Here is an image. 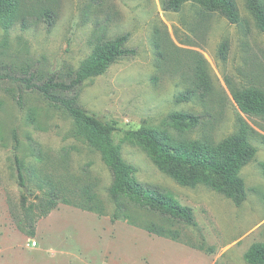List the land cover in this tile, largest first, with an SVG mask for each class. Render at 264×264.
Masks as SVG:
<instances>
[{
	"label": "rangeland",
	"instance_id": "1",
	"mask_svg": "<svg viewBox=\"0 0 264 264\" xmlns=\"http://www.w3.org/2000/svg\"><path fill=\"white\" fill-rule=\"evenodd\" d=\"M235 2L237 23L192 2L174 12L163 10L162 0H22L13 26L0 27V264H248V247L264 241V117L242 113L232 91L264 90V32L246 0ZM45 9L53 12L50 26L39 18ZM126 32L136 54L86 80L78 102L122 129H164L177 139L218 142L243 119L257 152L240 170L246 188L240 205L202 184L179 185L122 132L114 141L123 159L136 167V178L191 207L195 224L162 217L126 199L114 201L109 169L98 152L73 135L72 118L23 81L11 79L65 77L97 41ZM224 41L228 49L222 59ZM199 61L211 91L176 102L177 94L194 89ZM18 93L21 106L14 100ZM174 111L197 114L200 122L178 133L168 120ZM13 130L31 190L25 197L13 163ZM52 192L56 206L39 215ZM149 223L177 230L179 239L149 232Z\"/></svg>",
	"mask_w": 264,
	"mask_h": 264
},
{
	"label": "trees",
	"instance_id": "2",
	"mask_svg": "<svg viewBox=\"0 0 264 264\" xmlns=\"http://www.w3.org/2000/svg\"><path fill=\"white\" fill-rule=\"evenodd\" d=\"M21 2L22 0H0V27L3 30L11 28L20 17ZM187 2L196 3L208 12L219 13L230 23L239 21L235 0H162V8L177 12ZM246 7L254 17L257 27L264 32V2L246 0ZM52 17L53 12L50 9H45L39 15L49 26L52 24ZM25 20L24 16L20 19L23 28L26 27ZM128 38L129 33L126 32L97 41L78 67L67 69L65 77L51 74L37 82L33 81V75L11 79L23 81L28 90L38 91L52 106L62 109L72 118L73 135L98 152L109 169L112 178L108 192L114 201L126 199L129 203L162 217L185 225L195 224L191 207L181 204L172 194L142 183L136 178V167L123 159L121 148L114 141V135L122 132L124 140L138 146L161 172L179 185L194 187L202 184L222 193L235 205H240L246 198L245 182L240 170L254 159L257 152L249 139V126L243 119H238L235 132L218 142L177 139L164 129H122L116 121H107L80 105L79 90L86 80L101 75L118 59L136 54V49L127 45ZM227 49L228 43L222 42L219 48L222 59L226 57ZM194 86L193 90L186 89L177 94L175 101L188 102L195 93L203 98L211 91V83L202 61L195 66ZM22 99L21 93L14 96L18 106L22 105ZM232 99L242 113L264 117V90L255 86L234 89ZM168 120L178 133H183L195 128L200 122V116L187 111H174L169 114ZM12 139L17 183L25 197L30 195L31 190L25 165L17 153L20 140L16 130L12 132ZM260 167L264 174V162L260 163ZM56 194L51 193L48 201L41 206L43 210L39 215L46 214L56 206ZM26 227L27 233L33 235V227ZM146 230L172 240H177L180 236L177 230H170L156 223H149ZM244 258L248 264H264V241L253 242L244 253Z\"/></svg>",
	"mask_w": 264,
	"mask_h": 264
},
{
	"label": "built area",
	"instance_id": "3",
	"mask_svg": "<svg viewBox=\"0 0 264 264\" xmlns=\"http://www.w3.org/2000/svg\"><path fill=\"white\" fill-rule=\"evenodd\" d=\"M35 243H36L35 241H32V242H31L32 245H35Z\"/></svg>",
	"mask_w": 264,
	"mask_h": 264
}]
</instances>
